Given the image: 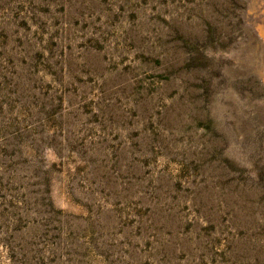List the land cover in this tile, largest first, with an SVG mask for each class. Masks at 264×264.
I'll return each mask as SVG.
<instances>
[{"label": "rangeland", "instance_id": "rangeland-1", "mask_svg": "<svg viewBox=\"0 0 264 264\" xmlns=\"http://www.w3.org/2000/svg\"><path fill=\"white\" fill-rule=\"evenodd\" d=\"M248 14L264 0H0V264H264Z\"/></svg>", "mask_w": 264, "mask_h": 264}, {"label": "bare ground", "instance_id": "bare-ground-1", "mask_svg": "<svg viewBox=\"0 0 264 264\" xmlns=\"http://www.w3.org/2000/svg\"><path fill=\"white\" fill-rule=\"evenodd\" d=\"M251 17H252L251 15H249V14L247 15V18H250L249 20L253 21V19ZM254 21H253V23H254L253 25L255 27L254 28L255 29V33L260 38V40L262 42V48H263L262 54L264 55V19H262L260 21L254 19ZM258 72H259V75H261V77L263 79V83H264V56H263V64L261 65V67H259Z\"/></svg>", "mask_w": 264, "mask_h": 264}]
</instances>
